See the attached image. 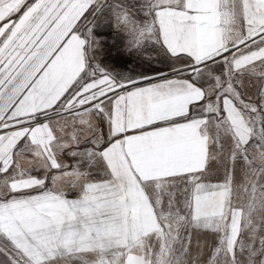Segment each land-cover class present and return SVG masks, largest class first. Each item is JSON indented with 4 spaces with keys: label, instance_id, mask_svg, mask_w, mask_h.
I'll return each instance as SVG.
<instances>
[{
    "label": "snow or ice",
    "instance_id": "1",
    "mask_svg": "<svg viewBox=\"0 0 264 264\" xmlns=\"http://www.w3.org/2000/svg\"><path fill=\"white\" fill-rule=\"evenodd\" d=\"M0 264H264V0H0Z\"/></svg>",
    "mask_w": 264,
    "mask_h": 264
},
{
    "label": "rangeland",
    "instance_id": "2",
    "mask_svg": "<svg viewBox=\"0 0 264 264\" xmlns=\"http://www.w3.org/2000/svg\"><path fill=\"white\" fill-rule=\"evenodd\" d=\"M101 34L104 36V47L101 55L103 65L110 66L112 70L132 75L144 70L132 56L121 55L117 52L119 41L110 32L105 31ZM160 67H163V65H160Z\"/></svg>",
    "mask_w": 264,
    "mask_h": 264
}]
</instances>
